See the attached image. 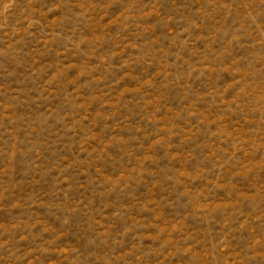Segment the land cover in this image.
Here are the masks:
<instances>
[{
  "label": "rangeland",
  "instance_id": "374dc122",
  "mask_svg": "<svg viewBox=\"0 0 264 264\" xmlns=\"http://www.w3.org/2000/svg\"><path fill=\"white\" fill-rule=\"evenodd\" d=\"M0 264H264V0H0Z\"/></svg>",
  "mask_w": 264,
  "mask_h": 264
}]
</instances>
